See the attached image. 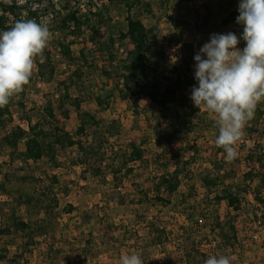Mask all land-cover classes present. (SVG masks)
I'll list each match as a JSON object with an SVG mask.
<instances>
[{"label": "rangeland", "instance_id": "1", "mask_svg": "<svg viewBox=\"0 0 264 264\" xmlns=\"http://www.w3.org/2000/svg\"><path fill=\"white\" fill-rule=\"evenodd\" d=\"M25 1L18 0L17 11ZM52 1L56 10L65 16L68 13L66 9L76 5L77 0ZM78 1L83 9L89 2ZM229 1L231 0L212 1L208 11L185 0H171L167 6V14L173 17L178 15L189 21L181 38L157 3V16L146 18L144 24L147 28L158 26L162 29L159 41L168 57L167 61H162L163 65H178L187 56L192 54L194 57L213 33L233 32L239 38L243 32L242 26L236 22L227 23L230 12L239 14L238 6L228 10ZM32 4L33 7L40 6L44 13L50 3L49 0H32ZM10 6V1L0 0V17L14 19L8 10ZM43 16L42 22L50 26L51 36L48 50L42 54L41 61L52 62L57 66V81L47 83L41 80L38 77L39 64L35 61L29 83L22 92L10 99L14 117L3 134L24 129L23 126L29 130L31 122L35 124L45 119L47 130L59 126L76 135L81 126L80 113L72 103L62 104L60 97L64 93L59 88L58 81L66 80L84 64L81 49L85 47L91 53L94 47L88 42V36L65 41L64 35L60 37V33L52 28L55 13ZM112 16L116 26L102 27L101 30L108 35H118L121 29L127 27L126 14L124 9L114 7ZM199 27L203 30L202 36L198 32ZM101 30L98 27L93 29L94 32ZM180 39L185 46L179 44ZM65 43L71 44L73 52L72 58H67L69 65L66 69L61 67L63 62L60 57ZM122 46L126 49L130 45L123 43ZM237 47L242 50L245 42L240 40ZM88 57L90 62L84 69V94L74 95V98L81 100L83 109L92 113L95 123L88 136L77 138L81 139L83 146L66 143L60 149L58 160L54 164L47 160L29 165L17 161L14 166H10L8 152L0 157V167L9 175V182L6 177H0V229L6 227L5 235L0 236V256L10 258L0 264H83V255L79 254L83 250L82 243L90 247L89 251L97 264H106V255L109 258L112 256L111 264H120L121 256L131 254H139L143 264H152L151 252L155 254V251L164 247L172 250L178 245L185 247L191 262L205 261L211 255H226L231 258L232 264V258L241 253L239 248L236 249L238 241L247 240L253 227L260 228L256 216L247 218L255 207L251 201L248 200V203L245 200L242 211L234 212L228 205L226 192L236 189L246 194L245 190H250L244 175L255 167L247 158L249 151L254 148V141L249 138L246 128L257 131L259 135L256 141L264 145V140L260 138L261 131H264V100L258 103L254 118L246 124L244 135L236 145L238 156L231 162L235 170L231 182L220 180L212 166L217 158L215 139L219 130L217 117L210 114L209 117L206 116V120H212L213 126L202 130L196 123L191 132H185L183 135L186 136L180 137L171 147L173 155L180 146L187 145L185 139L194 142L199 138L198 145L202 149L197 155L192 152L187 155L193 157V165L185 173L188 179L174 196L172 204L162 206L156 202H144L140 208L127 202L124 204L126 207H121L124 200L139 199L138 196L144 197V193L153 194L151 179L155 170L151 159L153 154L162 153L169 147L162 137L171 131L170 117L175 115L179 107L170 106L164 111L150 97L125 100L120 66L115 65L109 69L112 74L109 80L104 71V60L92 57L91 54ZM173 73L171 69L168 74L161 76V83H168L166 77L175 81L177 76ZM109 95L114 97L111 108L100 112L98 102ZM186 95L189 97L187 104H193L190 95ZM138 107L140 110L146 109L140 116L134 115V108ZM103 120L107 123L120 121L125 127L124 137H110L103 127ZM100 141L107 142L104 146L107 153L106 164L115 162V165L123 169L120 173L107 170L108 183L105 185L97 184L91 174H84V169L74 163L89 146L99 147ZM19 147L21 151L25 150V142L22 141ZM0 173L3 175L2 171ZM55 177H58V183L54 181ZM192 187L193 197L190 198L188 194ZM89 198L91 200L88 202ZM71 203L77 205L79 214L66 216L64 207ZM247 219L252 225L248 224ZM18 220L29 223V229L19 232L16 226ZM144 228H148V234H143L146 233ZM150 241L153 243L150 244ZM104 248H107V252L103 251Z\"/></svg>", "mask_w": 264, "mask_h": 264}, {"label": "trees", "instance_id": "2", "mask_svg": "<svg viewBox=\"0 0 264 264\" xmlns=\"http://www.w3.org/2000/svg\"><path fill=\"white\" fill-rule=\"evenodd\" d=\"M11 6L8 8L10 14L14 19L9 17H0V32L10 30L15 22L21 19L36 20L42 23V18L49 14L55 13V21L53 30L64 35L65 41L79 40L88 36V42L93 45L94 51L89 53L87 48L81 49V55L84 64L78 67L66 80L58 81L59 88L63 91L60 100L63 105L71 102L72 105L80 113L81 126L76 135L67 132L56 126L53 129L47 130L45 125L46 119L43 122L33 124L30 123L29 130L18 129L9 134L2 132L13 122L12 103L9 102L3 108H0V157L8 152L10 163L8 165L14 166L17 161L29 165L30 163H39L47 160L49 163L54 164L58 160L60 149L66 143L72 142L83 146V142L77 138L88 136L91 128L95 127L92 119V113L83 109V104L80 99L74 98L75 93L78 95L84 94V75L85 67L89 64L90 60L88 54L92 57H100L104 60V71L107 78L110 80L112 74L109 69L112 66L119 65L123 75V87L125 100L136 98L142 99L143 97H150L152 102L164 111H167L170 106H178L179 110L170 117L171 131L162 139L168 144V148L162 153H155L152 156L151 164L154 166L155 175L152 177L154 197L152 199L139 198L124 200L122 204L127 202L131 205L156 202L162 206L172 204L174 196L180 191L188 179L185 175L193 165V157H188L189 153L197 155L201 152V146L198 145L199 138L192 142L191 139H185L187 145L179 147L178 151L172 155L171 147L179 140L180 137H185V132H191L194 125L200 129H206L213 126L212 120H206L211 113L207 112L204 108H196L193 104H187L191 95L190 89L196 85L194 79V57L192 54L187 56L184 61L176 65H163L162 61H167V52L162 47L159 38L162 35V29L158 26L147 28L144 24L146 18H155L156 5L158 3L159 9L162 14L172 23L173 28L178 32L180 38L183 36L185 27L189 24L184 17L167 14V6L171 0H89L85 9L82 8L81 2L76 1V5L68 7L67 15L62 16L56 10L55 4L49 0L48 8L42 13L43 9L38 5L32 6V0H26L25 3L18 8V0H8ZM157 1V2H156ZM188 3L194 4L199 8L210 10V2L215 0H185ZM98 2L102 3L100 5ZM180 2V1H178ZM239 0L229 1L228 10L238 6ZM122 8L126 14V29H121L118 33L109 35L103 32L102 27L113 28L116 22L113 14V8ZM223 8V7H222ZM239 14L231 13L227 23L236 22ZM49 31H50V26ZM98 27L101 31H93ZM199 34L203 35L201 27L198 28ZM128 43L130 46L124 49V52L119 56L116 48L117 43ZM180 45L185 46V43L180 39ZM71 44L64 45L62 51L63 55L67 58H72L73 52ZM48 50V45L42 54ZM43 56V55H42ZM36 61L39 64L38 77L47 83L57 81L56 73L57 66L52 63H43L41 58L38 57ZM174 71L177 79L174 81L171 77H166L167 84L161 83L160 77L168 74L170 70ZM114 99L112 95L107 96L105 99L98 102V110L106 112L111 108V101ZM144 110L134 108V115L143 114ZM185 110V111H183ZM106 133L112 137H124L125 127L120 121L113 120L111 123L102 121ZM249 133V138L254 141V148L248 153V161L255 165L253 169L244 175L245 183L249 184V191L246 189L245 193L226 192V198L229 207H232L235 212H241L244 206L243 202L250 203L248 200L249 195H253L254 202L264 206V145L256 141L259 135L257 131L252 128H246ZM260 138L264 140V131H261ZM218 136V135H217ZM24 139H26L24 141ZM24 141L26 144L25 150H20V143ZM106 141H100L99 147L89 146L85 153L75 161V165L84 169V174H91L97 184L105 185L108 183L107 170L120 173L123 169L115 162L106 164L107 153L104 151ZM141 150V149H139ZM217 158L213 161V167L216 170L220 180H229L234 178L235 170L232 163L227 162L225 159L226 153L222 148L217 147ZM124 162L127 160L123 159ZM7 164V163H6ZM1 172V167H0ZM1 174V173H0ZM9 182V175H6ZM187 178V179H186ZM55 182H59L58 177L54 178ZM255 184V185H254ZM193 187L189 189L188 196L193 197ZM243 199V201H242ZM65 213H74L76 208L73 204H68L64 208ZM17 229L19 232H24L29 229L30 224L23 221H17ZM6 227L0 229V236L5 235ZM1 240V239H0ZM24 253V251H21ZM206 256V255H205ZM6 259V256H0V262Z\"/></svg>", "mask_w": 264, "mask_h": 264}, {"label": "clouds", "instance_id": "3", "mask_svg": "<svg viewBox=\"0 0 264 264\" xmlns=\"http://www.w3.org/2000/svg\"><path fill=\"white\" fill-rule=\"evenodd\" d=\"M236 23L242 35L213 33L194 55L193 105L217 117V147L227 162L238 156L236 145L246 124L264 100V0H239ZM51 33L46 24L21 19L0 32V108L29 83L35 61L42 58ZM240 40L245 47L238 48ZM120 264H143L139 254L123 255ZM204 264H231L226 255H211Z\"/></svg>", "mask_w": 264, "mask_h": 264}, {"label": "built area", "instance_id": "4", "mask_svg": "<svg viewBox=\"0 0 264 264\" xmlns=\"http://www.w3.org/2000/svg\"><path fill=\"white\" fill-rule=\"evenodd\" d=\"M64 13H65V10H64L63 14ZM103 32H105V31H103ZM116 48L120 54L119 56H121L122 53L124 52L125 48L119 42L117 43ZM60 57L62 60L61 62H63L61 67L66 69V66L69 65L68 59L63 54H61ZM23 128L26 129L24 126H23ZM25 140L26 139H24V141ZM250 171H251V169H250ZM233 179L234 178H231L229 180H226L225 182L226 183L231 182ZM231 192H235L237 194L240 193L236 189H233ZM262 196H264V193ZM249 200L251 201V203L255 207L252 211L249 212V214L247 215L248 216L247 218H249L251 216H256L259 220L258 222L260 224V226H259L260 228H258V227L254 228L253 227V230L250 232L247 240L238 241V243L236 244V249L239 248L241 253L238 254V257L232 258V260H233L232 264H264V206L254 202L253 195H249ZM242 201H243V199H242ZM247 222H248V219H247ZM200 223H201V221H200ZM248 224L252 225V222L250 221V222H248ZM261 224H263V225H261ZM80 239L82 242L83 239L81 237H80ZM163 244H165V246L167 245V243L165 241ZM48 247H49V245H47V243H46V248H48ZM81 247L83 248V250L79 254L83 255V258H84L83 264H97L95 261L94 255L92 254L91 251H89L90 247H87V245H83V243L81 244ZM103 251L107 252V248H104ZM25 254L27 255V253H25ZM151 254H152L151 255L152 264H204V260H202V261L198 260L195 263L191 262L189 256L187 255V253L185 251V247L184 246L182 247L180 245L175 246L174 249H172V250L169 247H164V248L160 249L159 251L158 250L155 251V254H153L152 252H151ZM9 259L10 258L6 257L5 260H9ZM40 259H42V256L40 257ZM104 260H105L106 264H109V263L111 264L112 256H110V258H109V256L106 255V256H104ZM1 264H6V263H1ZM14 264H17V263H14Z\"/></svg>", "mask_w": 264, "mask_h": 264}, {"label": "crops", "instance_id": "5", "mask_svg": "<svg viewBox=\"0 0 264 264\" xmlns=\"http://www.w3.org/2000/svg\"><path fill=\"white\" fill-rule=\"evenodd\" d=\"M1 171H2V174H3V175H0V177L5 178L7 174L4 173V169H3V168H1ZM136 184H138V183H136ZM136 187H137V186H136ZM152 192H153V191H152ZM136 194H137V193H136ZM154 195H155L154 192H153V194H152L151 192H150L149 194H145V193H144V197H143V196L140 197V196H138V194H137V196H138L139 198H148V199H152V198L154 197ZM134 196H135V195H134ZM134 196H133V197H134ZM79 197H81V195H80ZM89 200H91V198L88 199V202H89ZM71 204H72V203H71ZM73 205H74L75 208H76V212H74V213H65L66 216H74V215H76V214H79V208L77 207L76 204H73ZM136 205H137L138 207H140V206L142 207L144 204H136ZM119 206H121V205H119ZM131 206H132V205H131ZM121 207H126V206L123 204V206H121ZM141 207H140V208H141ZM64 208H65V207H64ZM23 222H24V221H23ZM67 231H68V230H67ZM143 231H146V233H143V234H148V233H149V232H148V231H149L148 228H144ZM149 243L151 244V243H153V242L150 241ZM152 245H153V244H152ZM149 247H150V245H149ZM150 248H151V247H150ZM150 250H152V249H150Z\"/></svg>", "mask_w": 264, "mask_h": 264}]
</instances>
